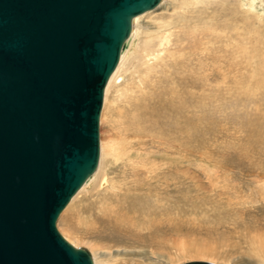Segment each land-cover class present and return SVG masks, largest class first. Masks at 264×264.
<instances>
[{
	"label": "rangeland",
	"instance_id": "rangeland-1",
	"mask_svg": "<svg viewBox=\"0 0 264 264\" xmlns=\"http://www.w3.org/2000/svg\"><path fill=\"white\" fill-rule=\"evenodd\" d=\"M180 4L162 0L136 22L104 91L98 179L56 229L98 264L141 251L148 264H264V4ZM116 196L140 202L139 247L103 240L82 214Z\"/></svg>",
	"mask_w": 264,
	"mask_h": 264
},
{
	"label": "water",
	"instance_id": "water-1",
	"mask_svg": "<svg viewBox=\"0 0 264 264\" xmlns=\"http://www.w3.org/2000/svg\"><path fill=\"white\" fill-rule=\"evenodd\" d=\"M161 1L0 0V264H93L56 221L98 166L133 19Z\"/></svg>",
	"mask_w": 264,
	"mask_h": 264
},
{
	"label": "bare ground",
	"instance_id": "bare-ground-1",
	"mask_svg": "<svg viewBox=\"0 0 264 264\" xmlns=\"http://www.w3.org/2000/svg\"><path fill=\"white\" fill-rule=\"evenodd\" d=\"M254 1L258 2V5H260V4L263 5L264 4V0H254ZM161 2L159 4H161ZM195 3H197V0H181L180 6H186L188 4H195ZM146 13H148V12H146ZM146 13H144V14H146ZM144 14H141V17ZM139 17H140V15L133 19L132 32H131V37H130V39L128 41V46H127L126 50L123 53H121V55H120L119 64L117 65L116 69L114 70V72L112 73V75L109 78V81H108V83L106 85L107 86L106 91L109 90L110 86L115 81L116 77L118 76V73H119V70L121 69V66H123L122 64L124 62V58L126 56V53L129 50V47H130V45H131V43L133 41V38H134V36L136 34V30H137L136 22H138ZM163 40L166 41V43H168V38L167 37L165 39H163ZM161 43H163V42H161ZM103 100H104V98H103ZM143 122H141V123H143ZM162 127L161 128L158 127V128L161 129V131H162V129L164 130V128H162ZM165 133H166V131H165ZM132 136L134 137V135H132ZM100 149H101V153L104 152V146H101V148H100V144H99V155H100ZM121 149H123V148H121ZM101 155H103V154H101ZM100 168H101V166H99L98 169L96 168L97 172L95 170L94 173L83 183L81 188L70 199V201L67 203V205L64 207V209L78 195V193L81 190L86 189L87 187L91 186L94 182H96V180L98 179V176H99L98 174H99ZM99 181H100V179H99ZM103 183H104V181H103ZM101 187H102V185H101ZM138 191H140V190L138 189ZM119 199H121V197L116 196V200H113L112 203L110 202V207H107L104 204H98L97 202L96 203H92L88 208H86V209H84L82 211V214H85L86 217L89 216L91 218L90 221L94 225V230L98 231V234H99V232H101L102 236L104 237V238L102 237L103 240H105L107 242L110 241L115 246L120 245L119 247H126V248L139 247V246H141L142 243L145 242L144 238H147V235H142V240H137L136 239V234H138L135 231L138 228L137 223L140 221V218H142L143 215H144L143 212L141 210H139V209H141V208H139L140 205L138 204L140 202L137 203L134 199H130V198L127 199L125 197L124 202L121 203V202L118 201ZM142 203H143V201H142ZM143 207H144V205H143ZM64 209H63V211H64ZM105 234H107V235H105ZM144 253L142 251L141 252H129L128 255H126L127 258H124L121 261L120 264H148V260L147 259L143 260L144 256L142 254H144ZM91 257H92L93 264H98L97 260L95 259L96 255L93 254V255H91ZM134 258H136V260Z\"/></svg>",
	"mask_w": 264,
	"mask_h": 264
}]
</instances>
